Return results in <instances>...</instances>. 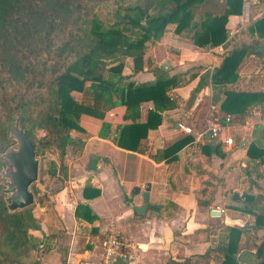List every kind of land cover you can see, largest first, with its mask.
<instances>
[{"label":"trees","instance_id":"trees-1","mask_svg":"<svg viewBox=\"0 0 264 264\" xmlns=\"http://www.w3.org/2000/svg\"><path fill=\"white\" fill-rule=\"evenodd\" d=\"M111 1L116 3L0 0V264H37L28 234L29 207L9 209V179L3 173L7 170L4 156L17 143L11 130L16 128L24 135L36 159L54 156L62 167L67 149L79 152L83 146L81 140L71 136L72 131L85 133L79 125L82 115L100 120L99 136L106 138L111 127L105 120L109 111L160 102L162 109H149L145 122L118 125L116 135L110 138L120 149L139 151L149 131L161 125L163 108L175 107L166 95L178 87L180 80L155 68L154 83L135 84L122 75L125 60L131 59L133 74L143 71L148 63L147 46L171 26L173 35L187 32L197 48L224 45L228 18L242 12V0H210L223 4V12L217 15L199 12L209 0H135L127 5L118 3L114 20L106 24L97 10ZM244 33L248 42L225 45L219 55V64L211 75L213 86L226 88L235 84L241 64L250 55L258 64H264V15L254 14ZM207 79L208 74H204L199 83L205 85ZM74 92L81 93L83 99H74ZM221 94L218 109L231 120H241L250 108L264 105V92L226 89ZM252 134L255 137L247 143L246 157L250 162L264 164V127L258 126ZM190 141L188 136L178 140L154 160H175L178 151ZM221 145L208 139L202 147L205 154H210L218 152ZM33 185L30 190L38 196ZM98 194L90 186L83 190L86 199ZM235 199L241 206L234 209L252 216L254 224L223 226L218 232L222 240L210 252L222 255L219 264H264V239L252 236L253 230L264 229V206L252 194ZM75 216L86 221L94 219L88 205H78ZM166 264L193 263L190 259H169Z\"/></svg>","mask_w":264,"mask_h":264},{"label":"crops","instance_id":"crops-1","mask_svg":"<svg viewBox=\"0 0 264 264\" xmlns=\"http://www.w3.org/2000/svg\"><path fill=\"white\" fill-rule=\"evenodd\" d=\"M240 16L228 18L227 32L238 26ZM172 29L169 27L159 40L147 46L148 63L143 71L133 74L131 59L127 58L122 75L135 84L154 83L155 68L165 71L167 77L177 76L178 87L166 95L175 107L163 108L161 125L149 131L137 152L116 147L110 138L116 135L118 125L145 122L149 109H162V103L150 101L112 109L105 117L111 124L106 138L99 136L100 120L80 117L79 125L85 133L72 131L71 136L83 142L81 150L68 148L62 167L51 157L57 169L49 170L29 207L28 234L37 264H98L111 225L137 254L134 262L118 264H166L169 259L219 264L222 255L210 252L222 240L219 229L227 224H254L252 216L234 208L241 206L235 197L243 194L258 197L264 206V164L246 157L247 143L255 137L252 132L258 126L264 127V105L250 108L241 120L233 119L226 132L233 145L216 141L222 145L210 154H205L202 147L207 138L196 142L195 135L183 133L177 124L197 132L207 119L219 121L225 116L218 109L221 92H264V76L257 66L247 70L243 61L235 84L213 86L211 75L219 64V55L225 45L237 43L227 37L224 45L197 48L187 32L173 35ZM165 62L167 65L161 69ZM204 74H208L205 85L199 83ZM72 96L78 101L83 99L78 92ZM187 136L191 141L178 151L175 160H154L164 148ZM87 186L97 189L98 196L84 198ZM134 188L139 189L137 194L132 193ZM145 203L144 213H136L135 208ZM78 205H88L94 219L77 218ZM215 207L225 213L218 218L212 216L210 210ZM263 230H253L252 236L257 237Z\"/></svg>","mask_w":264,"mask_h":264},{"label":"built area","instance_id":"built-area-1","mask_svg":"<svg viewBox=\"0 0 264 264\" xmlns=\"http://www.w3.org/2000/svg\"><path fill=\"white\" fill-rule=\"evenodd\" d=\"M264 15V0H242V12L240 21L237 27L226 31L228 40L235 37L247 25L251 19L252 14ZM231 118L226 116L224 122L212 121L207 119L205 125L197 132L191 127L184 126L181 123L177 124V128L187 135H195L196 142L203 139H211L222 142L225 146H232L233 139L226 137V132L231 128ZM212 216L216 218L224 214V210L215 207L210 210ZM137 254L130 245L126 244L116 226L111 225L108 229L105 239L101 246V252L98 257V264H118L119 262L132 263L136 260Z\"/></svg>","mask_w":264,"mask_h":264},{"label":"water","instance_id":"water-1","mask_svg":"<svg viewBox=\"0 0 264 264\" xmlns=\"http://www.w3.org/2000/svg\"><path fill=\"white\" fill-rule=\"evenodd\" d=\"M166 65L165 62L160 68L163 69ZM11 136L16 139L17 145H15V149H9L5 154L4 161L7 170L3 173L4 177L9 179L6 190L9 193V209H24L34 204V195L30 187L38 180L39 161L35 158L32 146L20 131L13 128ZM138 192V188L132 190L133 194ZM147 192L148 189L144 193L146 203L148 201ZM146 203L139 208H135V212L138 214L144 213Z\"/></svg>","mask_w":264,"mask_h":264},{"label":"rangeland","instance_id":"rangeland-1","mask_svg":"<svg viewBox=\"0 0 264 264\" xmlns=\"http://www.w3.org/2000/svg\"><path fill=\"white\" fill-rule=\"evenodd\" d=\"M114 1L116 2L115 4L112 3V1H111V2H108L107 4L101 6L97 10V15L106 24H108L109 22L114 20L113 14H114V11H115L118 3L121 5L122 4L127 5V4H130V2L135 1V0H122V1L114 0ZM199 12L200 13L209 12V13H212L214 15L221 14L223 12V4L220 3L219 1H210L209 0L206 4H204V6L201 7V10ZM247 39H248V36L242 31L241 33L237 34V36L232 38V42H235L237 44H241V42H244ZM244 64L248 65L247 70L252 69L253 67L257 66L258 68H260L261 73L264 72V64H258V62L255 60L253 55L248 56L244 60ZM263 76H264V74H263ZM38 135H41V133H39ZM15 145H17L16 142L14 143V147L11 149H15ZM51 157L52 156L47 155L45 158H39V160H38L39 161L38 180L32 186V188H34L35 192L37 191L39 184H41L44 181V177L49 174V170L50 169H55V170L57 169V165H53V160H51L52 159ZM226 208H228V207H226ZM249 219L252 221L251 218H249ZM261 232H263V233H261ZM261 232L259 234L260 236L257 235L256 238L264 239V230Z\"/></svg>","mask_w":264,"mask_h":264}]
</instances>
